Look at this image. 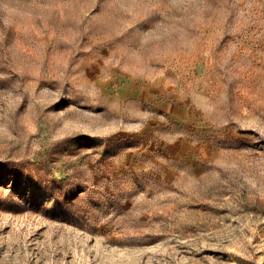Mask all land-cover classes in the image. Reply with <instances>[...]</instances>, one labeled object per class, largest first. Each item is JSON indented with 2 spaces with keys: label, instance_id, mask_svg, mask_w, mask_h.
Returning <instances> with one entry per match:
<instances>
[{
  "label": "rangeland",
  "instance_id": "obj_1",
  "mask_svg": "<svg viewBox=\"0 0 264 264\" xmlns=\"http://www.w3.org/2000/svg\"><path fill=\"white\" fill-rule=\"evenodd\" d=\"M0 264H264V0H0Z\"/></svg>",
  "mask_w": 264,
  "mask_h": 264
}]
</instances>
